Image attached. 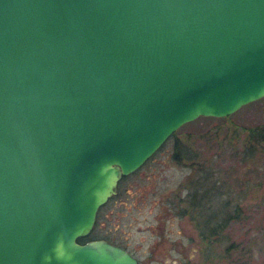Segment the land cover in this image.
Here are the masks:
<instances>
[{
	"label": "water",
	"instance_id": "water-1",
	"mask_svg": "<svg viewBox=\"0 0 264 264\" xmlns=\"http://www.w3.org/2000/svg\"><path fill=\"white\" fill-rule=\"evenodd\" d=\"M262 97L264 0H0V264H138L78 238L181 126Z\"/></svg>",
	"mask_w": 264,
	"mask_h": 264
},
{
	"label": "rangeland",
	"instance_id": "rangeland-1",
	"mask_svg": "<svg viewBox=\"0 0 264 264\" xmlns=\"http://www.w3.org/2000/svg\"><path fill=\"white\" fill-rule=\"evenodd\" d=\"M185 136H191L193 147L187 146L190 158L179 161L172 156L173 146ZM194 200L198 204L192 206ZM237 209L254 211V226L263 227L264 97L229 116L198 117L181 126L120 180L116 195L99 208L91 233L126 244L144 264H157L151 258L158 253L173 264L169 257L177 256L174 241L179 238L174 232L198 227L200 212Z\"/></svg>",
	"mask_w": 264,
	"mask_h": 264
},
{
	"label": "flooded vegetation",
	"instance_id": "flooded-vegetation-1",
	"mask_svg": "<svg viewBox=\"0 0 264 264\" xmlns=\"http://www.w3.org/2000/svg\"><path fill=\"white\" fill-rule=\"evenodd\" d=\"M250 147L251 150L254 148ZM254 213L239 209L200 212L198 227L186 233L180 229L174 232L179 237L174 241L177 256L169 259L173 264H264V253L261 252L264 250V223L261 229L256 228ZM233 224L239 226L234 227ZM105 239L126 249L137 258L138 264H144L126 244L109 237ZM158 248H162L161 244ZM151 260L157 264H168L160 253L153 254Z\"/></svg>",
	"mask_w": 264,
	"mask_h": 264
},
{
	"label": "trees",
	"instance_id": "trees-1",
	"mask_svg": "<svg viewBox=\"0 0 264 264\" xmlns=\"http://www.w3.org/2000/svg\"><path fill=\"white\" fill-rule=\"evenodd\" d=\"M260 134V137L262 136L261 133ZM257 135V134H256ZM251 136V134H248V137ZM257 136H255V144H258L257 141H261ZM191 140V136H185L184 138H179V139H176L175 142H174V146H173V158H175L176 160L178 159L179 161H186L188 160L190 157H189V148L188 147H193V146H190L189 145V141ZM254 144V145H255ZM250 147V146H248ZM196 155H199L198 153H196ZM214 185H211V190H213ZM210 191V190H209ZM214 191V190H213ZM198 202L196 200L192 201V206H195L197 205ZM97 220H98V216L96 217V222L95 224L97 223ZM91 239H95V237L93 236L92 233H90L89 235L85 236V237H80L78 238L79 242H85L87 240H91Z\"/></svg>",
	"mask_w": 264,
	"mask_h": 264
},
{
	"label": "clouds",
	"instance_id": "clouds-1",
	"mask_svg": "<svg viewBox=\"0 0 264 264\" xmlns=\"http://www.w3.org/2000/svg\"><path fill=\"white\" fill-rule=\"evenodd\" d=\"M62 255V254H61Z\"/></svg>",
	"mask_w": 264,
	"mask_h": 264
}]
</instances>
